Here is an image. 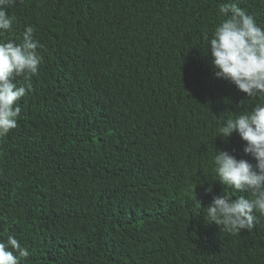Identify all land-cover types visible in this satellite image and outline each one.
Wrapping results in <instances>:
<instances>
[{
	"label": "trees",
	"instance_id": "obj_1",
	"mask_svg": "<svg viewBox=\"0 0 264 264\" xmlns=\"http://www.w3.org/2000/svg\"><path fill=\"white\" fill-rule=\"evenodd\" d=\"M227 2L8 9L0 41L19 43L32 26L42 45L38 74L13 81L30 89L17 128L0 138V239L28 248L23 264H264V215L232 234L204 210L224 193L214 151L255 164L238 134L222 140L218 128L264 102L214 75L206 38ZM232 2L264 28V0Z\"/></svg>",
	"mask_w": 264,
	"mask_h": 264
},
{
	"label": "clouds",
	"instance_id": "obj_2",
	"mask_svg": "<svg viewBox=\"0 0 264 264\" xmlns=\"http://www.w3.org/2000/svg\"><path fill=\"white\" fill-rule=\"evenodd\" d=\"M16 3L17 0H0V37L11 30L14 17L8 9ZM217 11L219 22L212 38H206L215 77L234 85L247 99L264 100V28L232 0L220 3ZM41 48L32 26L25 28L19 43L0 41V138L17 128L21 113L18 102L30 89V85L17 86L13 81H27L38 74ZM233 132L245 142L243 151L255 164L238 160L228 151H214V181L224 186V193L213 195L204 210L210 223L240 234L254 229L255 213L264 215V102L232 114L218 128L217 137L224 140ZM211 192V187L205 190V194ZM237 192H246L251 198L233 199ZM29 255L28 248L14 235L0 239V264H23Z\"/></svg>",
	"mask_w": 264,
	"mask_h": 264
}]
</instances>
